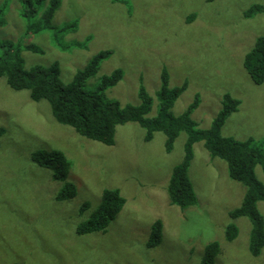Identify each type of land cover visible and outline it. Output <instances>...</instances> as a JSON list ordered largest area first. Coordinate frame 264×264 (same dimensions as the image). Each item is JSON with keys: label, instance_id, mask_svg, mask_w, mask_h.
<instances>
[{"label": "rangeland", "instance_id": "1", "mask_svg": "<svg viewBox=\"0 0 264 264\" xmlns=\"http://www.w3.org/2000/svg\"><path fill=\"white\" fill-rule=\"evenodd\" d=\"M254 3L264 0H61L55 29L26 34L18 0H0V40L34 43L41 51L23 49V66L57 61L64 83L92 55L110 49L83 89L120 68L122 78L105 96L136 105L142 85L152 97L148 117L157 114L162 69L169 87L186 84L171 112L182 113L196 97L189 116L201 129L229 94L239 105L220 133L248 143L259 158L254 174L264 185V81L255 84L243 67L244 54L264 35V11L244 15ZM73 21L74 30L57 31ZM0 127V264H200L211 241L220 245L213 264H264V245L257 255L249 251V219L229 215L245 186L230 178L226 162L212 157L202 141L193 144L187 172L196 202L184 209L169 202L167 182L183 156L184 130L167 152L162 132L144 141V128L129 121L116 126L114 144L105 145L57 122L46 100L11 89L5 77ZM36 150H61L70 162L67 177L57 180L52 169L38 166L31 157ZM65 185L74 186L75 196L57 199ZM105 188L119 189L122 208L104 232L76 233ZM256 209L264 222V199ZM156 219L162 222L161 238L149 246ZM229 224L237 228L232 240L225 237Z\"/></svg>", "mask_w": 264, "mask_h": 264}, {"label": "trees", "instance_id": "2", "mask_svg": "<svg viewBox=\"0 0 264 264\" xmlns=\"http://www.w3.org/2000/svg\"><path fill=\"white\" fill-rule=\"evenodd\" d=\"M18 3L19 15L26 19L24 29L26 34H36L50 28L55 29L56 26L52 24V20L61 0H18ZM2 8L0 7V15ZM263 11L264 4L254 3L244 11V15L251 16ZM193 17L194 15L190 14L188 20ZM2 24L3 19L0 18V25ZM75 24L76 21L65 23L57 31L74 30ZM23 49L41 51L32 42L22 44L20 39L0 40V77H5L7 85L13 90H27L31 100H46L54 119L71 127L78 134L105 145H112L116 126L134 121L144 128V141L151 140L155 132H162L165 135V150L169 152L179 132L182 130L186 132L183 156L172 167L167 182L166 190L170 203L184 209L196 202L192 183L187 174L195 142L202 141L204 148L212 157L217 156L223 159L230 178L245 186L239 206L230 211L229 215L233 218L245 216L249 219L251 227L248 248L253 255L259 253L264 245L263 217L256 209L257 201L264 199V185L254 174V167L259 158L246 141L220 133L226 117L237 109L239 100L229 94H224L221 108L213 117L209 127L201 129L189 116L191 110L197 105L196 97L182 113L174 115L171 112L174 101L185 89L186 84L184 82L180 86L169 87L168 73L162 69L160 86L156 91L157 114L148 117L146 115L151 109L152 97L142 85L138 90L140 102L136 105L121 104L118 100L105 96V90L114 86L122 78L123 71L120 68L114 69L109 74L101 75L92 89H83L85 80L93 76L98 71L100 62L112 53L110 49L100 50L92 55L84 67L75 71L71 80L66 83L59 78L57 61L47 66L32 65L25 68L20 55ZM243 67L255 84L264 81V35L256 37L252 48L244 54ZM2 133L3 129L0 127V135ZM31 157L38 166L52 169L55 179L64 180L67 177L70 162L61 150L50 152L36 150ZM262 167L264 171V161ZM75 194L74 186L65 185L57 193L56 198L71 199ZM124 203L125 198L118 188H105L99 204L84 221L77 225L76 233L104 232ZM85 208H87L86 203L81 206V210ZM161 230L162 222L159 219L154 220L150 227L149 246L160 241ZM236 234L235 225L226 226V239L232 240ZM218 253H220L219 243L217 241L208 242L204 246L200 264H213Z\"/></svg>", "mask_w": 264, "mask_h": 264}]
</instances>
